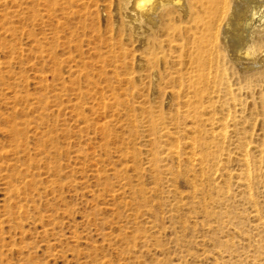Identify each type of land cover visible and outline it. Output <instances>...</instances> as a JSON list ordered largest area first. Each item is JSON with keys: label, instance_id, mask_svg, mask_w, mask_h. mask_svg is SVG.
Returning <instances> with one entry per match:
<instances>
[{"label": "rangeland", "instance_id": "1", "mask_svg": "<svg viewBox=\"0 0 264 264\" xmlns=\"http://www.w3.org/2000/svg\"><path fill=\"white\" fill-rule=\"evenodd\" d=\"M111 1L0 0V264H264L263 180L228 177L235 144L133 62Z\"/></svg>", "mask_w": 264, "mask_h": 264}, {"label": "bare ground", "instance_id": "2", "mask_svg": "<svg viewBox=\"0 0 264 264\" xmlns=\"http://www.w3.org/2000/svg\"><path fill=\"white\" fill-rule=\"evenodd\" d=\"M110 7L133 43V62L143 61L189 116L197 113L209 137L223 148L235 144L241 171L228 177L248 191L255 177L264 182V147L252 142L264 138V0H112Z\"/></svg>", "mask_w": 264, "mask_h": 264}]
</instances>
